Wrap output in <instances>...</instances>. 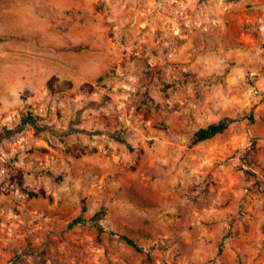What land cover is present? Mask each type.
Listing matches in <instances>:
<instances>
[{"label": "rangeland", "instance_id": "374dc122", "mask_svg": "<svg viewBox=\"0 0 264 264\" xmlns=\"http://www.w3.org/2000/svg\"><path fill=\"white\" fill-rule=\"evenodd\" d=\"M0 264H264V0H0Z\"/></svg>", "mask_w": 264, "mask_h": 264}, {"label": "trees", "instance_id": "16d2710c", "mask_svg": "<svg viewBox=\"0 0 264 264\" xmlns=\"http://www.w3.org/2000/svg\"><path fill=\"white\" fill-rule=\"evenodd\" d=\"M53 78L50 80V85L52 87H53ZM32 119L33 118L31 116H28L25 118V122H31V121H33ZM235 120H236V118H234V117L226 116V117H223L222 119H220L219 121H214V122L209 123L206 126L200 127L195 132L194 141L196 143H199V142L205 141L207 139L213 138L217 134L222 133L226 129H228L229 126L231 125V123ZM84 220H85V218L80 215L75 219V223L82 222ZM112 233H116V232H112ZM121 235L123 238L126 239V241L128 243H130L131 245L136 247L138 250L143 249V247L138 243V241L136 239H134L132 236H130L128 234H121Z\"/></svg>", "mask_w": 264, "mask_h": 264}]
</instances>
